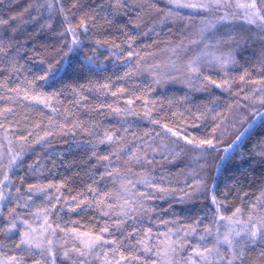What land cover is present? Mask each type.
Wrapping results in <instances>:
<instances>
[{"label":"trees","instance_id":"obj_1","mask_svg":"<svg viewBox=\"0 0 264 264\" xmlns=\"http://www.w3.org/2000/svg\"><path fill=\"white\" fill-rule=\"evenodd\" d=\"M55 2L51 9L46 5L51 0L0 4V17H18L0 28L7 50L0 53V109H12L0 116V180L8 174L3 186L6 199L0 201V256H16L20 264H52L51 248L55 264L80 260L101 264L94 255L85 258L73 251L80 242L72 230L98 233L107 224L111 233H105L107 239L121 241L123 251L141 257L132 264H166L165 234L172 240L208 244L215 237L216 223L228 221L219 216L231 217L240 208L234 219L246 221L253 205L264 207L256 199L264 191V156L257 155L260 149L254 147L264 140L261 85L253 83L264 80V30L259 21L247 23L234 0L224 9H178L180 16L168 19H164L170 7L167 0ZM225 13L227 18L221 20ZM69 27L76 30V44ZM13 28L18 29L15 34ZM9 37H14L11 48ZM197 57L199 72H190L188 63ZM229 57L227 64L216 59ZM245 72L246 80L241 81ZM209 80L230 84L225 90ZM246 95L250 99L245 100ZM31 97L46 100L47 106ZM129 100L131 114L125 111ZM146 110L151 119L144 115ZM257 111L261 115H255ZM161 125L197 140L212 138L216 128L219 142L203 156V167L190 172L189 150L179 159L163 150L178 138L165 134ZM106 131L115 142H100ZM48 132L52 134L46 136ZM24 136L27 141L21 139ZM237 136L240 139L232 144ZM182 143L186 145L178 140ZM229 144L232 148L225 153ZM13 156L16 162L8 167ZM105 156L107 160L102 159ZM183 168L188 173L183 174ZM197 180L202 181L198 188ZM29 186H35L31 192ZM105 192L111 195L104 197ZM102 197L108 216L96 204ZM125 200L128 204L121 208ZM109 205L117 207L113 211ZM12 208L17 228L8 231ZM117 220L124 221L120 228ZM189 226L196 231L185 236ZM205 228L212 234L199 241L201 235L207 236ZM21 230L31 232L40 247L16 248ZM138 239L146 240L151 251L145 253ZM242 243L248 253L245 264H264L259 259L264 249L259 237L255 244L246 238ZM190 251L186 246L175 259Z\"/></svg>","mask_w":264,"mask_h":264},{"label":"snow or ice","instance_id":"obj_2","mask_svg":"<svg viewBox=\"0 0 264 264\" xmlns=\"http://www.w3.org/2000/svg\"><path fill=\"white\" fill-rule=\"evenodd\" d=\"M4 0H0V4H2ZM168 5L170 6L168 10L164 14V19L171 18L173 16H180V12L178 9H192V10H203V11H209L211 9H224V8H230L233 6V0H167ZM235 8L240 9L244 13V19L249 24H257V21H259V26H261L262 30H264V0H234ZM152 7H155V5H151ZM31 7V5H29ZM73 7H76V3H73ZM49 8H51V5L49 4ZM159 11H163L158 9ZM25 12L28 11L26 8L24 10ZM64 9L61 8V12H63ZM19 15H23L22 13ZM228 13H225V16L220 17L221 20L227 18ZM233 16H235V13H232ZM17 16H10L8 19H4L0 17V28H3L4 26H8L9 22L11 20H16ZM33 20L36 19V17H32ZM67 19V17H65ZM50 26V25H49ZM81 26H85V18H81ZM17 28H13L12 32L15 34L17 32ZM206 29L202 28L200 29V35L203 36V33ZM85 31H87V28L85 27ZM67 32L71 33L73 36L72 44L78 43L77 40V34L76 30L72 27H69L67 29ZM60 35H64V33H60ZM13 38H8V48H11L13 46ZM192 43H197L198 41L192 40ZM99 43V41H98ZM5 40L3 36H0V53L7 54V50L5 48ZM131 46V45H130ZM180 47V45H177V48L172 49L173 52H176L177 49ZM71 50V47L69 48ZM66 55V54H65ZM133 55V53L129 52V56ZM198 57L194 60L189 61L188 63V69L190 72H199V68L197 66L198 63ZM218 62H221L222 64H227L229 62V58L220 60V58H216ZM248 75L247 72H245L244 75H241L240 80L245 81L246 76ZM45 77H40V79H43ZM205 79H209L208 77H205ZM210 83L215 84L218 88H225L227 90L230 82L225 81L222 84L217 83L216 81L209 80ZM253 83H259L261 85L260 91L262 95L259 97V103L262 107H264V80H261L259 82H253ZM243 91V89H241ZM255 91V89H254ZM25 99H29L27 93H25ZM31 99L37 100L40 103H45L47 106L46 100H40L38 97H31ZM245 100L250 99L249 96H244ZM128 109L127 111L129 114L132 113V105L133 101H128ZM11 108H4L0 109V116H3L7 112H11ZM116 112H120V109H114ZM144 115L151 119L150 112L148 110L145 111ZM255 115H261L260 112H256ZM215 119V117H214ZM153 124H157L158 121L152 120ZM0 127H3L2 124H0ZM161 127L164 129L165 134L170 133L172 137H177L178 140H183L186 145H191L193 149L199 150L201 154V158L205 154L210 155V150L216 149V144L219 142L216 140L214 133L216 131V128H213V137L212 138H202L197 140V138L192 137L189 138L186 135H181L179 130H173V128L168 127L167 125H161ZM218 127V125H217ZM52 133L48 132L45 133V135H51ZM31 135V133H29ZM147 135V133L145 134ZM157 136H160V133L156 134ZM22 140L27 141L28 137L24 136L21 137ZM43 139V137H41ZM115 136L113 134H110L109 132L104 133V138L100 141L101 143H104L105 141L108 142H115ZM240 139V136L236 137V140L232 142V144H235L236 141ZM178 140L173 141V145L179 147ZM232 144H229L228 147L224 148V152L227 153L230 148H232ZM254 147H259L260 151L257 153V155L264 156V140L260 141L258 145H255ZM155 151V150H154ZM184 148L180 147V152H183ZM19 154H17L18 156ZM175 155H179V152L175 153ZM17 156H13L12 160L9 161L8 167H11L12 164L16 162ZM133 157L136 159L137 162H139V157L135 156V153H133ZM102 159L107 160L108 157H102ZM221 160L225 159L224 156L220 157ZM151 163V161H148ZM203 167V165L201 166ZM130 170V169H129ZM109 176L112 175L111 172L107 173ZM8 180V174L5 172L4 174V180H0V201H3L6 199V192L4 191L3 186L5 185V182ZM202 183V181L197 180L196 181V187L198 188L199 185ZM33 187L35 186H29V192L32 191ZM51 187V185H49ZM195 190V189H194ZM89 191L96 193L97 190L95 188H89ZM17 192H19V188H17ZM111 194L108 192L104 193V197H108ZM28 199H31V196L28 197ZM73 199H76L75 197ZM257 202L260 205H264V191H261L260 196L257 198ZM212 201L214 204L217 203L216 197H212ZM105 203L104 198L96 201L97 206L101 207L102 214L104 216L110 215L109 212L103 211V205ZM128 204V201H124V205H120L121 208H123L125 205ZM54 207V206H53ZM110 208L115 210L117 207L116 205H109ZM74 210V209H73ZM15 208L9 209V217H8V225L7 230L12 231L13 229L17 228L16 220L18 217L15 214ZM219 206H217V214H219ZM242 212V209L237 208L233 213L231 217H223L219 216V219H227L229 223H243L245 225L244 228L240 229L239 231L229 228L226 233L223 234V236H220L217 234L211 242L208 244H190L187 239H181L177 238L176 240H172L168 234H165L166 240L165 243L168 245L167 251L163 253V255H166L168 258L166 260V264H237V261L239 264H245L246 257L248 255L246 251V245L242 243V241L245 240V238L250 241L251 243L255 244L257 242V239L259 237L260 241L264 243V207L257 208V205H253L252 209L249 212L248 219L246 221H239L235 220L234 218L239 215ZM259 212V215H256V213ZM47 213V209H45V214ZM123 215L127 216L128 213L124 212ZM26 226H28L27 221H22ZM45 223L47 224V219H45ZM124 224V221L117 220L116 226L117 228H120ZM250 225V226H249ZM30 227V226H29ZM48 227H51L50 224H48ZM73 234L75 235L76 239L80 242V247L73 248V251L76 252L81 257H88L89 255H94L97 260L101 261V264H132L133 261H139L141 260V257L136 255L134 251L129 250L127 253L123 251V248L125 247L121 241L113 238V239H107L105 237V233H110L109 226L106 224L103 228L100 229L98 233L87 231V232H78L76 229H73ZM151 230L149 229L148 232ZM196 229L192 226H189L187 230H185V236L191 235L194 233ZM31 232H35V229H32ZM31 232L21 230L20 232V241L16 244V248H20L22 245L28 246L29 249L35 247L39 248L40 245L34 243L33 236ZM133 232H135V229H133ZM133 232H129L128 236L131 237L133 235ZM204 232L207 233L206 235H201L198 239L199 241L207 240L208 236H211V229L205 228ZM148 233H145V236H147ZM240 238V239H236ZM49 244H51V240L48 241ZM138 245H143V251L145 253L150 252L151 248L148 246L147 241L144 239H138L136 241ZM106 245H112V247L106 248ZM221 245H226V248L220 247ZM190 247L191 251L188 252V255L186 257H183L181 260H176L175 257L181 252L185 250V247ZM98 250V251H97ZM140 249H136V251H139ZM43 255V253H41ZM157 255H161V252H157ZM48 256L53 257L52 264H55V258L54 253L51 248L48 249ZM64 257L69 258V252H64ZM259 259L264 262V249H262L259 253ZM0 264H20V261L17 259L16 256H0ZM36 264H40L39 261L36 262ZM75 264V261L73 262ZM79 264H85V260H80ZM143 264H149L148 261H144ZM151 264H156V261H151Z\"/></svg>","mask_w":264,"mask_h":264},{"label":"rangeland","instance_id":"obj_3","mask_svg":"<svg viewBox=\"0 0 264 264\" xmlns=\"http://www.w3.org/2000/svg\"><path fill=\"white\" fill-rule=\"evenodd\" d=\"M49 4L51 5V8H52V6L54 7V5L56 4V2H55V0H51V3H48V4L46 3V5L48 6V8H49ZM51 8H49V9H51ZM172 145L173 144L171 143V146H170L171 148H168V146H164L162 148H163L164 151L167 152L168 155L174 157V159H179V157L182 156L181 155V152L178 151V147L177 146H174V145L172 146ZM178 145H179V148L180 147H183L184 148V151L185 150H189V153H190L189 155L192 156V159L190 160L189 167H187V169H189L190 172H192V171H194V172L198 171L199 168H200V166H201V164H202V160H203V158H201V154H200L199 150L193 149V148L189 147V145H184V144L183 145L178 144ZM177 152H179V155H175V153H177ZM165 155H163L162 157H164ZM173 161H177V160H173ZM172 164H177V163H174L173 162ZM178 168L180 169V167H178ZM182 173L183 174L188 173L186 171V168H183ZM216 225L218 227H216V228L213 229L215 236L217 234H219L220 236H223V234L226 233L229 228H233V229H235L237 231H239L240 229L243 228V226H241L242 227L241 228L237 223H229V221L223 222L220 225L218 223H216ZM220 247L225 248L226 245H221Z\"/></svg>","mask_w":264,"mask_h":264}]
</instances>
